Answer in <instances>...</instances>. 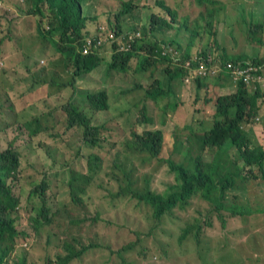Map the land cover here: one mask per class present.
<instances>
[{"label": "trees", "instance_id": "trees-1", "mask_svg": "<svg viewBox=\"0 0 264 264\" xmlns=\"http://www.w3.org/2000/svg\"><path fill=\"white\" fill-rule=\"evenodd\" d=\"M26 1L28 13L35 14L47 22L45 26H43V20L40 24L38 22V32L41 36L49 39L50 43H54L59 54H66L64 65L70 71L71 79L65 83V86L73 87L77 79L95 70L104 60L101 53L108 48L111 50L109 52L111 59L108 61L110 68L123 72L133 69L134 74L141 73L140 77L150 78L151 82L145 90V102L136 115V120L140 125L145 124L148 127L149 124L155 123L154 115L147 106V100L158 102L166 99L162 105L164 112L166 110L178 111L181 109L179 107L187 104L188 101L185 99H180V102L175 99L176 94L172 85L175 79L190 77L194 88L192 90L195 91L193 105L197 104L202 96L203 100L209 104L213 102L212 98L215 96L213 102L215 110L210 118L212 122L209 124L204 123L206 117L210 115L208 110L201 112L202 108H195L192 105V108L188 107L189 117L183 126L169 119L168 124H174L170 133L161 127V124L166 123L165 116L159 121L160 126L154 129L148 127L138 133L134 131V126L131 127L133 130L125 140L128 148L137 150L139 156L147 151V159L153 161L151 167L146 168L149 171L144 174L143 178H140L143 181L141 188L135 186L134 168H128L127 163L118 158L113 161L114 167L109 169L111 173L106 169L102 170L103 161L99 153L102 151L104 154L106 151L103 141L105 140L104 133L108 130V121L96 124L91 118L90 111L80 108L70 100L52 108L49 112L57 109L65 112L68 129L75 128L80 131L81 145L76 149V154H81L84 149L89 151L86 150L85 155L91 174L78 169L72 170L67 186L71 201L77 204L78 212L71 216L72 210L69 209V205L63 210V206H60L57 200L47 195L51 176L48 171H45L42 179L29 191L30 198L32 195L37 198L29 202L32 203V209L35 211V213L32 211L30 213L34 234L39 233L44 226H52L63 213L66 214L72 226L85 221V223L98 222L103 209L101 205L89 203L91 200V188L89 187L93 185L95 179L98 181L96 185L104 187L103 199L111 200V208L119 207L120 202H129L134 199L137 206L150 207L153 221L171 213L178 204H189L192 196L196 195H201L211 203V211L221 218L223 225L226 221L223 212L238 217H250L264 212V208L257 205L244 206L235 200L238 198L239 190L244 189L248 181L264 178V144L259 142V137L254 133L255 129L247 128L248 125H253L260 120V117L256 116L258 112L262 113L261 119H264V111L260 105V100L264 101V93H262L264 85L257 84L254 87L247 85L243 79H235L232 68L229 67L230 62L234 65L252 63L258 68L257 71L263 73L264 55L251 58L229 57L227 55L229 50L220 47V42L216 37L217 30L214 28L215 21H219L217 20L219 9L217 10L218 6L215 5L216 0H196L201 8L196 18H193L194 22L182 16L185 14L167 0H154L153 3L147 2L149 0H116L121 2L117 9L103 10L109 27L105 26L104 30L98 27L93 32L87 27L88 19L96 20L98 13L95 14L96 8L95 13L88 9L86 12L83 0H19L16 5L21 8V3H26ZM94 1L98 4L104 1V5L108 3L112 5L110 3L112 0ZM88 4L89 7L94 6L92 1ZM146 9H151V12L145 15ZM89 13L91 16L87 15ZM259 17L264 19L262 9L254 12L244 8L239 14V18L247 27L248 41L251 39L254 43L263 44L260 32L264 21L258 20ZM108 29L113 30L117 35L127 30H139L142 35L133 41H127L125 38L121 43L120 40L115 39L113 42H104L95 47L96 37L94 35L101 33L103 38L107 36L106 30ZM179 31L186 32L185 44L172 34V32L178 33ZM56 33H59L58 38L55 37ZM88 38L93 39L92 44L88 43ZM123 43L127 49H120ZM168 45L177 54L180 53V59L174 56L172 51L164 53ZM85 48H88V52H84ZM201 58L204 59L202 72L191 75L190 69L185 65L186 60L190 59L192 66L199 67ZM133 59L137 60V67L131 65ZM27 68L30 70L29 67ZM160 69H163L168 76L167 86L162 78L156 75ZM36 79L35 76L36 82L47 83L44 76ZM209 79H213V87H210ZM52 83L55 82L52 81ZM143 87L144 84L137 82L133 89ZM87 101L92 111L111 108L105 89L88 92ZM49 112L37 114L20 122L18 125L20 134L27 130L33 139L40 132L42 115ZM3 130L7 129L3 128ZM184 130H188V133H181ZM169 135H174V147L171 148L173 151L164 158L162 153L166 144L169 145V141L167 143ZM20 138V135H16L7 147L0 148V264H10L11 261L12 264H27L26 255L19 256V258H13L12 255L18 245V240L25 241L31 235L30 228L25 225L22 227L19 223L23 199L21 193L17 191V185L21 178L22 154L13 146V143ZM76 139L79 140V138ZM234 144L238 147L248 146V149L238 159L231 152ZM184 145L195 150L197 154L188 163H184L183 160L182 162L177 161L180 158L179 147ZM205 155L211 159H204ZM124 158L129 159L130 157L126 155ZM160 164L166 166L169 174H174V181L167 180L163 189L158 186L152 187L153 176L151 175L154 174L152 172L158 170L161 167ZM104 166L106 168L105 163ZM242 182L243 185H241ZM229 189L234 190L231 201L228 200L227 195ZM25 206L29 208L28 204ZM205 223L211 225V220L205 219ZM201 230V220L195 223L187 222L180 239L183 240L191 233L199 243L202 239ZM64 240L65 238L62 240L61 250H65V253L60 251L54 257L48 256L47 264H72L90 248L98 246L97 242H92L80 247L74 241L76 239H67L66 242ZM134 245V242H129L123 250ZM43 246L50 248L53 244L48 238L47 244ZM56 248L60 249L59 245H56Z\"/></svg>", "mask_w": 264, "mask_h": 264}, {"label": "rangeland", "instance_id": "rangeland-1", "mask_svg": "<svg viewBox=\"0 0 264 264\" xmlns=\"http://www.w3.org/2000/svg\"><path fill=\"white\" fill-rule=\"evenodd\" d=\"M153 1L147 2L153 3ZM167 1L192 22L201 8L196 0ZM18 2L19 0H0V105L2 104L0 106V148L7 147L10 140L20 135L21 138L13 143V146L22 154L21 178L17 185V191L21 193L23 199L19 223L22 227L25 225L31 230L28 239L18 240V245L12 254L13 258L26 255L27 264H47L48 256L54 257L60 251L65 253V250H61L62 240L65 238L64 242L67 239H76L74 241L80 247L92 242L98 243L97 247L90 248L72 264H264V212L250 217H238L223 212L226 216L225 225H223L221 218L211 211V203L201 195H196L192 196L189 204H178L171 213L153 221L150 207L137 206L134 199L129 202H120L119 207L113 206L112 209L111 200L103 199L104 187L96 185L97 179L89 187L91 188L89 203L101 205L103 209L98 222L85 223V221L72 226L66 214L63 213L52 226H44L39 233L34 234L30 213L35 211L32 209V203L29 202L37 198L32 195L31 199L29 191L42 179L45 171H48L51 176L47 195L57 200L58 204L63 206V210L69 205V209L72 210L71 216L78 212L77 204L71 201L67 186L72 170L78 169L91 174L85 155L87 149L81 152L82 155L76 154V149L81 145L80 131L75 128L68 129L65 112L62 109L49 112L52 108L70 100L80 108L90 111L91 118L96 124L108 121V130L104 133L103 141L106 151L104 154L102 151L99 153L103 161L102 170L106 169L111 173L109 169L114 167L113 161L118 158L126 162L128 168H134L135 186L141 188L143 181L140 178L149 171L153 161L147 159V151L139 156L137 150L128 148L125 140L133 130L131 127L134 126V131L138 133H141L144 128L154 129L160 126L159 121L164 118L163 116L166 117V123L161 124V127L165 128L167 133H170L174 126L173 123L168 124L169 119L183 126L189 117L188 107L192 108L195 91L192 90L190 78L175 79L172 83L176 94L175 99H178V102L180 99H185L188 101L187 104L179 107L181 109L178 111L164 112L162 105L166 99L158 102L147 100V106L154 115L155 123L149 124L148 127L145 124L140 125L136 115L145 102V90L151 82L150 78L140 77L141 73L134 74L133 69L123 72L110 68L108 61L111 59L109 57L111 50L108 48L101 53L104 60L95 70L77 79L73 87L65 86V83L71 79L70 71L64 65L66 54H59L54 47L55 44L50 43L49 39L43 38L38 32V22L40 24L43 19L28 13L27 1L21 3V8L16 5ZM216 2L217 10L219 9L217 11L219 21H215L214 28L217 30L216 37L220 47L229 50L227 52L229 57L263 56L264 43H254L251 39L248 41L247 27L239 18V14L244 8L254 12H259L261 9L264 11V0H216ZM110 3L112 5L109 3L104 5L100 2V7L103 8L97 14L95 7H89V4L83 0L86 12L88 9L97 16L102 15L94 21H91L92 18L88 19L87 27L92 32L102 25L109 27L103 10L117 9L121 2L112 0ZM94 4L96 6L97 2L94 1ZM221 7L225 9L222 10ZM150 12L151 9H146L145 15ZM87 15L91 16L90 13ZM258 20L264 21L260 17ZM46 24V20H43V26ZM172 34L185 44V31L172 32ZM260 35L264 42V24ZM58 36L59 33H56L55 37L58 38ZM179 55L180 53L177 57ZM131 65L137 67V60L133 59ZM163 69L157 71L156 75L162 78L167 86L168 76ZM35 76L37 79L41 76L46 77L47 83L36 82ZM137 82L144 84L145 88L133 89ZM101 89L106 90L111 108L92 111L87 101V93ZM214 100L215 96L212 98L213 102ZM206 102L202 96L201 100L193 106L202 108L201 112L208 110L210 115L206 117L204 123L209 124L212 122L210 118L215 110V103L207 104ZM204 104L207 106L203 107ZM43 112L49 113L42 115L40 132L33 139L27 130L20 134L18 128L20 122ZM256 116H259L260 120L253 125H248L247 128L255 129L254 133L259 137V142L264 144V119H261L263 115L258 112ZM181 133H188V130ZM76 138L79 140L77 141ZM168 141L169 145L166 144L162 153L164 158L173 151L171 148L174 147V135H169L167 143ZM247 149L248 146L238 147L234 144L231 152L238 159ZM179 152L180 158L177 161L183 160L184 163H188L197 155L195 150L185 145L179 147ZM126 155L130 158L125 159ZM204 159L209 160L211 157L205 155ZM162 165L160 164L161 167L152 172L154 173L151 175L153 176L152 187L158 186L163 189L167 180L174 181V174H169L166 166ZM116 171L119 170L116 169ZM243 188L245 190H239L238 198L235 199L239 204L264 208V178L250 180ZM233 191L232 189L227 191L229 201L232 200ZM25 204H28L29 208ZM205 219H210L211 225H207ZM197 220L202 222L201 242L197 243L191 233L181 240L180 237L187 222L195 223ZM48 238L55 247L43 246L47 244ZM129 242H134L135 245L123 250ZM56 245H59L60 249L56 248Z\"/></svg>", "mask_w": 264, "mask_h": 264}, {"label": "built area", "instance_id": "built-area-1", "mask_svg": "<svg viewBox=\"0 0 264 264\" xmlns=\"http://www.w3.org/2000/svg\"><path fill=\"white\" fill-rule=\"evenodd\" d=\"M100 30H104L105 27H99ZM106 34L107 36L105 37H101V33L95 34L94 36L95 38V47L101 45V43H110L113 42L115 39H118L121 41L127 38V41H133L135 40L136 37L141 36V32L139 30H133V31H129L127 30L126 32L121 33V35H117L113 30H106ZM93 35V34H92ZM91 37V36H90ZM126 41V42H127ZM125 42V43H126ZM88 43L92 44L93 43V39L92 38H88ZM125 43L121 44L120 49H127V47H125ZM166 51L173 52V55L177 57V53L173 50V48L169 45L165 47L164 53H167ZM84 52H88V48H85ZM181 56H178L177 58L180 59ZM200 66L199 67H195L192 66V61L190 59L186 60L185 65L187 66V68L190 69V74L191 75H195L196 73H201L202 72V66L204 64V59L201 58L200 62H199ZM229 67L232 68V72H233V77L235 79H243V81L247 84V85H253L254 87L257 86V84H261L264 85V72L261 73L258 70V68L253 65L252 63H247L246 65H242L240 63H238L237 65L232 64V62L229 63ZM190 77H187V79Z\"/></svg>", "mask_w": 264, "mask_h": 264}, {"label": "crops", "instance_id": "crops-1", "mask_svg": "<svg viewBox=\"0 0 264 264\" xmlns=\"http://www.w3.org/2000/svg\"><path fill=\"white\" fill-rule=\"evenodd\" d=\"M93 2V4H94V0H86L85 2L88 4V3H90V2ZM104 1H102L101 3H103ZM94 7L97 9V12L96 13H99L101 10L100 9H102L103 7L101 6L100 7V4H96V6H95V4H94ZM102 16V15H101ZM101 16H98V18H100ZM103 21V20H102ZM209 84H210V87H213V79H209ZM262 88H263V90H262V93H264V87L262 86ZM227 89V88H226ZM260 102H261V106H262V108H263V111H264V101H263V99H261L260 100ZM264 128V127H263Z\"/></svg>", "mask_w": 264, "mask_h": 264}]
</instances>
